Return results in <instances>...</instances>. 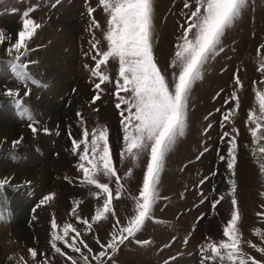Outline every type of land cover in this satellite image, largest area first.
I'll use <instances>...</instances> for the list:
<instances>
[{"label": "rangeland", "instance_id": "1", "mask_svg": "<svg viewBox=\"0 0 264 264\" xmlns=\"http://www.w3.org/2000/svg\"><path fill=\"white\" fill-rule=\"evenodd\" d=\"M55 3L56 0H0V29L5 34L7 29H11L12 33L6 34L11 36V41L6 39L0 44V180L6 181L0 188V264H43L45 259L48 264H71L66 256L54 250L51 258L40 252L35 258L31 257L28 246L20 238L23 231H32L33 235L34 231L38 235L41 232L44 241H49L46 246L51 248L53 215L59 226L58 232H62L64 223H71L81 232L83 242L92 249L89 254L81 245L82 252L88 256L90 264H98L93 257L103 250L100 244L109 240L115 218L119 217L124 224L133 214V202L127 194L138 195L145 170L147 157L142 156L136 165L131 160L122 161L120 157L124 133L120 110L116 108L118 61L110 58L106 68L102 66L110 75V82L101 84L103 91L95 88L99 79L91 76V69L95 67L91 57L96 53L89 42L95 38L100 41L97 47L107 49L104 38L107 13L99 6V0H60L53 7ZM183 3L184 0H154L153 51L158 66L170 82L173 69L169 65L177 37L181 35L180 24L185 20L181 13L189 11L183 8ZM29 7L35 9L29 18L35 19L42 27L30 40L29 46L33 50L24 62H36L29 64V71L39 82L23 84L11 75V67L6 63V49L18 38L22 14ZM88 7L96 9L92 16L100 24L99 28L91 31ZM12 8L17 11L13 13ZM261 44H264V0H250L242 17L222 37L224 51L208 61L203 78L192 87L185 134L178 138L166 156L159 184L162 198L154 206V218L147 220L142 230L117 251L109 250L111 259L106 256L99 264H164L165 261L168 264H201V245L208 240L226 239L223 225L230 218L231 199L228 179L233 177L219 156L227 154L229 137H223V132L231 133L234 129L239 130L234 179L237 206L242 215L239 223L241 247L264 264V252L257 250L264 248V239L255 234L256 229L264 234V219L257 216L258 212H264V207H261L264 205V195L261 194L264 193V175L252 155L255 142L247 120L249 111L258 107L257 88L264 89V73L258 70L259 57L264 55ZM236 75L243 84L242 88L235 84ZM9 89L18 92V98L30 106L34 126L38 128L36 134L29 127L28 116L21 115L11 102L12 97L6 94ZM29 89L30 94L25 95ZM97 91L101 96L92 103ZM233 91L239 96L240 107L224 123V113L235 107V101L229 100ZM107 108L111 120H105L103 116V113H108ZM78 112L84 118L83 125ZM98 124L107 126L109 130L113 161L126 194L113 199L115 217L109 215L107 220L93 223L92 231L86 232L81 220L92 221L95 215V210L91 209L92 201L101 206L102 198L91 195L98 191L95 186L80 182L82 172L76 167L79 155L72 152L71 141L82 139L83 127L91 132ZM209 124L212 127L205 133L204 129ZM44 128L50 133H44ZM21 137L29 141L13 147V141ZM205 148L207 152H204ZM201 152H204L203 156H200ZM247 162L248 167L241 170ZM129 167H132V176L124 177ZM205 177L208 179L201 184ZM102 181L108 182L106 178ZM60 183L64 190L58 187ZM110 187L115 197L114 180ZM65 190L82 194L84 199L78 200L77 208L81 220L71 214L75 201L65 204L64 208L60 205L61 199H65ZM50 194H54L53 199L42 203L43 198ZM220 194H225V200L213 208L212 200ZM91 196L92 199L89 198ZM97 237L100 244L96 242ZM186 238L187 243L184 242ZM67 239L71 242L70 238ZM136 240H150L151 243L137 244ZM57 246L77 259V264H82L80 253L73 252L63 242H58Z\"/></svg>", "mask_w": 264, "mask_h": 264}, {"label": "snow or ice", "instance_id": "2", "mask_svg": "<svg viewBox=\"0 0 264 264\" xmlns=\"http://www.w3.org/2000/svg\"><path fill=\"white\" fill-rule=\"evenodd\" d=\"M59 3L60 0H56L52 6L55 7ZM249 4L250 0H184L183 8L189 11L181 13L185 20L180 24L181 35L177 37L175 53L169 65L173 69L170 82L158 66L153 51L154 0H99V6H102L103 11L108 15L107 29L104 33L107 49L101 50L97 47L100 41L95 38L89 42L96 53L91 57L95 61V67L91 69V76L99 79L100 82L95 84V88L101 90L102 83L110 82V75L102 69V66L106 68L110 58L113 61H118L115 96L118 99L116 108L120 109L124 133L120 157L122 161L131 160L133 165L138 164L142 156L147 157V160L138 195L127 194L133 202V214L126 219L124 224H121L119 217L115 218L110 238L106 244H100L98 237L96 238V242L103 249L93 257L98 264L106 256L111 259L109 250L117 251L125 241L134 238L142 230L147 220L154 218V206L162 198L159 184L166 156L178 138L185 134L192 87L196 81L203 78L205 65L208 61L224 51L222 37L226 30L233 27L242 17ZM34 10L29 7L23 12L22 28L18 31V38L14 43H9L6 49L8 53L6 63L11 67V75L23 84L30 81L39 82L29 71V64L36 62H24L33 50L29 46L30 40L42 27L35 19L29 18L30 13ZM11 11L15 13L17 9L12 8ZM87 11L92 20L89 31L99 28V22L92 16L96 9L88 7ZM6 39L11 41V36H6L4 30L0 29V44H3ZM260 48L264 49V44H261ZM258 64V70L264 73V55H260ZM86 67L88 66L86 65ZM234 80L237 86L243 87L238 75L234 77ZM122 92L124 95H121ZM6 94L12 97L11 102L17 106L21 115L28 116L29 127L33 134H36L38 128L34 126L35 119L30 106L25 105L23 100L18 98V92L9 89ZM29 94L30 89L25 95ZM99 98L100 91H97L92 98V103H95ZM229 100L235 101V107L224 113V123H227L240 107V99L236 91L232 92ZM256 100L258 107L249 111L247 120L250 125L249 131L255 142L252 155L260 173L264 175V89L257 88ZM121 105L124 107L121 108ZM77 116L80 117L83 125L84 118L79 112ZM211 127L212 125L209 124L208 128L204 129L205 133ZM43 131L46 134L50 133L47 128H44ZM238 134V129H234L231 133L223 132V137H229L226 141L228 148L226 155L219 156L221 161L226 162L227 169L233 177L228 179V184L231 186L229 193L231 199L230 218L223 225V236L226 239L208 240L201 245V264H261L260 260L244 252L241 247L242 233L239 223L242 215L237 206L236 180L234 179L237 165ZM69 136H71V132H69ZM89 136H91V140H89ZM22 139L23 137L13 141V145L19 144ZM71 143L72 152L79 155V163L76 167L78 171L82 172L80 182L95 186L98 191L91 195L102 198V204L96 208L91 222L88 219L81 220L77 215L80 201H75L71 210V214L85 225L84 231L90 232L93 223L107 220L109 215L115 217L113 199H119L125 195L126 190L113 161L107 126L98 124L91 132L87 127H83L82 139H72ZM81 145H83L82 150ZM207 151L208 149L205 148L204 152ZM204 152H201L200 156H203ZM200 156H197V159ZM131 176L132 167H129L124 173V177ZM102 178H106L108 182H103ZM207 179L208 177H205L200 183L203 184ZM113 180L115 197L113 188L110 187ZM5 184L6 181L0 180V188ZM261 194L264 195V193ZM53 195L45 196L42 203L52 200ZM204 199H208V197H204ZM224 200L225 194H220L218 198L212 200V207L215 208ZM257 216L264 219V212H258ZM50 226L52 229L50 244L55 253L66 256L67 261H70L71 264H77V259L62 252L61 247L57 246L58 242H63L73 252L80 253L79 260L82 264H90L88 256L81 250V245L87 249L89 254L92 253V249L83 242L81 232L75 226L71 223H64L62 232H58L59 226L54 215ZM70 233H74V235L70 236ZM255 234L264 239V234L259 229L255 230ZM67 238H70L71 242ZM184 242L187 243V238ZM136 243L148 245L151 241L136 240ZM251 247L257 248V245L251 244ZM257 250L264 252V248ZM29 253L33 258L37 256L35 249H29ZM43 264H48L47 259L43 261ZM164 264H168V262L165 261Z\"/></svg>", "mask_w": 264, "mask_h": 264}, {"label": "bare ground", "instance_id": "3", "mask_svg": "<svg viewBox=\"0 0 264 264\" xmlns=\"http://www.w3.org/2000/svg\"><path fill=\"white\" fill-rule=\"evenodd\" d=\"M10 31H11V29H7L6 30V34L8 35L9 33H10ZM10 34H12V33H10ZM3 53V52H2ZM4 54V53H3ZM1 99H4V96L3 95H1ZM107 111H108V108H107ZM103 116H104V118H105V120H111V113L108 111V113H103ZM106 118H108V119H106ZM9 126V125H8ZM24 135H25V133H23ZM20 136V135H19ZM16 137V136H15ZM29 141V139L27 138V139H23V140H21V142L20 143H23L24 141ZM13 147H14V145H13ZM120 148H121V146H120ZM244 158V157H243ZM246 159V158H245ZM244 167H248V162L247 163H244L243 165H242V167H241V170L242 169H244ZM239 168V167H238ZM239 172V171H238ZM59 183V182H58ZM64 184V183H63ZM62 187L63 188V190H64V188L65 187H63V185L60 183V185H58V187ZM58 187H57V190H58ZM62 188H61V190H62ZM69 189V188H68ZM56 190V191H57ZM73 190V189H72ZM69 198V199H68ZM90 199H92L93 197L91 196V197H89ZM82 199H84V198H82V194H78V193H73V192H71V191H66L65 190V199H61L62 201H61V203H60V205L62 206L63 205V208L65 207L64 205L66 204V205H68L70 202H72V201H78V200H82ZM88 199V196H87V198H86V200ZM87 202H89V200H87ZM93 203H92V206H91V209H93V210H96V208L98 207L96 204L97 203H95V201H92ZM89 205V204H88ZM243 209V208H242ZM49 231V230H48ZM26 233H28L27 235H26ZM41 233V232H40ZM39 233V235L38 234H35V231H34V235L32 234V231H23V233H21V240H23L22 242L23 243H25L28 247V249H35L36 251H37V254H38V252H40L42 255H46L45 257L47 258V256L49 257V258H51L53 255V249H51L50 248V246H46L47 244H46V242H49V241H44V238L45 237H42L41 236V234ZM38 235V236H37ZM45 235H46V233H45ZM34 237V238H33ZM53 252V253H52Z\"/></svg>", "mask_w": 264, "mask_h": 264}, {"label": "crops", "instance_id": "4", "mask_svg": "<svg viewBox=\"0 0 264 264\" xmlns=\"http://www.w3.org/2000/svg\"><path fill=\"white\" fill-rule=\"evenodd\" d=\"M121 117V116H120Z\"/></svg>", "mask_w": 264, "mask_h": 264}]
</instances>
